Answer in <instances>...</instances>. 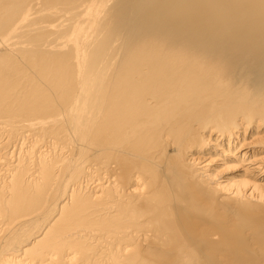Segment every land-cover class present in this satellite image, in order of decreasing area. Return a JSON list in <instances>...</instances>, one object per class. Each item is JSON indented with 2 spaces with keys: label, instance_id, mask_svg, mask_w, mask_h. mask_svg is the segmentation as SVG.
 Here are the masks:
<instances>
[{
  "label": "bare ground",
  "instance_id": "6f19581e",
  "mask_svg": "<svg viewBox=\"0 0 264 264\" xmlns=\"http://www.w3.org/2000/svg\"><path fill=\"white\" fill-rule=\"evenodd\" d=\"M0 264H264V0H0Z\"/></svg>",
  "mask_w": 264,
  "mask_h": 264
}]
</instances>
